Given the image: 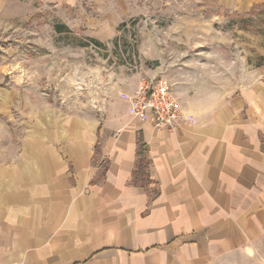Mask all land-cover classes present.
Segmentation results:
<instances>
[{
    "label": "crops",
    "instance_id": "crops-1",
    "mask_svg": "<svg viewBox=\"0 0 264 264\" xmlns=\"http://www.w3.org/2000/svg\"><path fill=\"white\" fill-rule=\"evenodd\" d=\"M42 1L57 9L76 2ZM109 1L122 18L82 14L104 47L119 21L133 16V4L140 10L160 2ZM162 1L197 5L205 22L210 11L220 21L264 19V0ZM11 4L0 0V27L19 16ZM200 35L207 38L206 23ZM25 63L0 52V73L9 67L22 74L15 83L32 79ZM202 66L191 75L144 61L135 74L93 78L100 86L84 107L48 102L42 91L39 105L16 106L15 89L0 86V264H264V70L242 83L231 72L236 86L214 90L208 84L224 75L209 78ZM160 73L185 116L174 128L134 116L125 97ZM142 149L149 166L136 178Z\"/></svg>",
    "mask_w": 264,
    "mask_h": 264
},
{
    "label": "rangeland",
    "instance_id": "rangeland-1",
    "mask_svg": "<svg viewBox=\"0 0 264 264\" xmlns=\"http://www.w3.org/2000/svg\"><path fill=\"white\" fill-rule=\"evenodd\" d=\"M75 1L73 6L67 2L64 8L57 9L42 0H11V6L19 16L20 13L31 14L14 17L13 23L5 22L0 27L1 54L9 60H26L25 65L31 66L32 79L28 83L21 80L15 83L22 75L18 70H15L16 77L9 67L0 73V86L15 89L20 99L16 106L39 105L43 101L39 96L42 91L49 94L48 102L84 107L100 86L97 83L94 86L93 78L120 75L124 69L135 74L144 61L164 68L170 65L184 67L191 75L195 66L203 65V71L206 64L209 78L216 72L224 75L223 82L208 84V88L214 90L236 86L235 82L231 84V72H237L242 83L243 77L249 73L264 70L263 18L220 21L210 11L205 22L195 14L199 8L194 4L184 9V5L160 0L159 3L145 4L140 10H136L133 4V16L119 21L117 35L108 40V47H104L96 44L94 37L90 36L82 14L111 16L113 12L121 14L122 18L120 5L115 8L109 0ZM134 2L137 4L136 0ZM182 10L192 11V20L172 18L171 22L170 13ZM157 11L165 16L154 19L148 14ZM73 20L72 28L66 26L62 34L54 32L56 25L72 24ZM174 22L186 25L178 31L171 29ZM205 23L206 39L200 35V28H204ZM121 64L126 68H120ZM21 67L24 68L23 64Z\"/></svg>",
    "mask_w": 264,
    "mask_h": 264
},
{
    "label": "built area",
    "instance_id": "built-area-1",
    "mask_svg": "<svg viewBox=\"0 0 264 264\" xmlns=\"http://www.w3.org/2000/svg\"><path fill=\"white\" fill-rule=\"evenodd\" d=\"M125 97L134 116L150 121L157 128H174L185 118L172 85L163 73L141 80L138 89Z\"/></svg>",
    "mask_w": 264,
    "mask_h": 264
},
{
    "label": "trees",
    "instance_id": "trees-1",
    "mask_svg": "<svg viewBox=\"0 0 264 264\" xmlns=\"http://www.w3.org/2000/svg\"><path fill=\"white\" fill-rule=\"evenodd\" d=\"M58 28V30H60V26L59 27H57ZM142 154H141V159H140V162H139V165H138V169H139V171H138V173H137V176H136V178H139V175H142V176H145L146 174H147V168H148V166H149V160L148 159H146V157H145V150L144 149H142Z\"/></svg>",
    "mask_w": 264,
    "mask_h": 264
}]
</instances>
